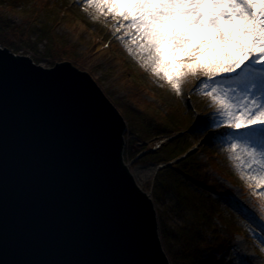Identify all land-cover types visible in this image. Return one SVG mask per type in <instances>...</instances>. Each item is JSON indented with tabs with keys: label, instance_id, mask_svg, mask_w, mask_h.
<instances>
[{
	"label": "water",
	"instance_id": "obj_1",
	"mask_svg": "<svg viewBox=\"0 0 264 264\" xmlns=\"http://www.w3.org/2000/svg\"><path fill=\"white\" fill-rule=\"evenodd\" d=\"M126 126L87 72L0 46V264H170Z\"/></svg>",
	"mask_w": 264,
	"mask_h": 264
},
{
	"label": "rangeland",
	"instance_id": "obj_2",
	"mask_svg": "<svg viewBox=\"0 0 264 264\" xmlns=\"http://www.w3.org/2000/svg\"><path fill=\"white\" fill-rule=\"evenodd\" d=\"M0 38L7 42L0 44L2 48L28 57L45 69L70 63L80 72H87L117 109L116 102L127 109L135 105L145 110L148 106L159 117L165 111L171 114L175 121L180 120L184 130L196 128V138L187 134L184 140L191 144V153L206 162L203 170L213 178L211 185L196 191L215 206L213 221L218 226V233L212 231L207 238L211 246L199 253L208 257L210 264H264V173H254L256 162L243 151L232 152L233 143H245L242 131L229 128L218 106L204 94L217 88L238 102L242 93L232 91L235 73L211 79L199 73L189 75L177 94L162 76L145 67L149 54L139 47L142 41L135 29L128 27L122 17L114 16L107 8L90 5L88 0H0ZM69 55L73 56L70 61ZM200 81L208 87L201 84L200 90L194 91ZM201 127L205 129L200 132ZM125 136L124 158L131 163L130 170L154 166L145 162L144 154L148 148L155 150L171 139L143 143L127 132ZM157 175L158 172L140 182V188L153 201L162 249L172 264L161 224L177 231L186 222L173 211L171 200L156 199ZM201 200L198 197L199 203Z\"/></svg>",
	"mask_w": 264,
	"mask_h": 264
},
{
	"label": "snow or ice",
	"instance_id": "obj_3",
	"mask_svg": "<svg viewBox=\"0 0 264 264\" xmlns=\"http://www.w3.org/2000/svg\"><path fill=\"white\" fill-rule=\"evenodd\" d=\"M122 17L134 28L149 54L145 67L162 76L179 94L189 75L209 79L235 73L242 93L234 103L212 88L211 97L227 126L242 131L244 144L233 143L249 158L264 163V0H88ZM197 84L194 91L200 90ZM259 149V151H258ZM264 243V240L261 241Z\"/></svg>",
	"mask_w": 264,
	"mask_h": 264
},
{
	"label": "trees",
	"instance_id": "obj_4",
	"mask_svg": "<svg viewBox=\"0 0 264 264\" xmlns=\"http://www.w3.org/2000/svg\"><path fill=\"white\" fill-rule=\"evenodd\" d=\"M0 44L7 45V42L0 38ZM72 58L73 56H70L69 61ZM116 106L127 122L128 131L126 132L136 136L138 141L146 143L153 139L165 138L167 140V138H171L170 141L161 144L159 148L155 147V150L148 148L143 159L152 165H165L158 171L155 179L156 199L163 201L164 198H168L171 200L173 211L186 222L177 231L172 230L164 223L161 224L164 246L170 255L172 264H210V259L199 252L211 246L207 243L211 232L218 233L216 230L218 226H214L213 221L216 211L212 208L215 206L208 200V197L204 198L196 190L211 185L213 178L203 170L206 167V162L201 161L194 152H190L187 157L175 162L192 148L191 144L184 140L186 138L184 136L188 134L191 138H196V128L188 127L184 130L180 120L175 121L172 118L174 116L166 111L162 117H159L148 106L145 110L141 106L137 108L135 105H133L135 108L127 109L117 102ZM204 129L205 127H201L200 132ZM185 131L186 133H184ZM210 147H212V143L208 149ZM213 155L214 153L208 157L207 161ZM223 169L220 168L222 171ZM198 197L200 200L203 198L205 200H201L199 203ZM165 207L168 208L166 204ZM207 207L208 213L205 211ZM225 232L229 236L232 235L231 231L226 230ZM223 239L228 238L223 236Z\"/></svg>",
	"mask_w": 264,
	"mask_h": 264
},
{
	"label": "bare ground",
	"instance_id": "obj_5",
	"mask_svg": "<svg viewBox=\"0 0 264 264\" xmlns=\"http://www.w3.org/2000/svg\"><path fill=\"white\" fill-rule=\"evenodd\" d=\"M125 142H126V140H125ZM125 146H126V143H125ZM258 151H259V149H258ZM255 162H256L255 163L256 165L254 166L255 167L254 173H258L260 171H261V173L262 172L264 173V163H262L259 160V158H257V160ZM124 164H125L126 168L130 167V164L126 163V161H124ZM159 166L164 167V165L163 166L159 165ZM161 167H155V166L148 167V168L147 167H138V168H135L134 170H130V168H129V170H130L129 173L133 177V179L135 181V185L137 186V188L140 189V182H143L146 179L151 178L155 173H157L161 169Z\"/></svg>",
	"mask_w": 264,
	"mask_h": 264
}]
</instances>
